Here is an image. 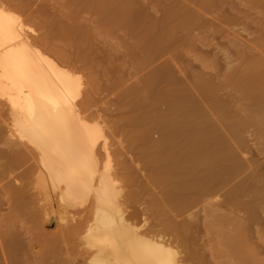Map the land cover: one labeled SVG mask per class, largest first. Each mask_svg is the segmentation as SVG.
I'll return each mask as SVG.
<instances>
[{
    "label": "rangeland",
    "instance_id": "1",
    "mask_svg": "<svg viewBox=\"0 0 264 264\" xmlns=\"http://www.w3.org/2000/svg\"><path fill=\"white\" fill-rule=\"evenodd\" d=\"M0 1L26 8L37 32L76 27L65 46L88 100L81 114L116 151L118 199L144 212L138 229L187 225L173 245L184 264H264V66L250 47L264 37V0ZM122 4L128 14L100 31L101 9ZM10 203L2 193L0 264H16L6 231H34ZM58 214L44 231L58 234Z\"/></svg>",
    "mask_w": 264,
    "mask_h": 264
},
{
    "label": "bare ground",
    "instance_id": "2",
    "mask_svg": "<svg viewBox=\"0 0 264 264\" xmlns=\"http://www.w3.org/2000/svg\"><path fill=\"white\" fill-rule=\"evenodd\" d=\"M2 2L0 195L11 196L10 205L27 213L34 230L29 236L5 232L16 264H184L173 245L182 241L187 225L153 223L140 230L136 221L144 212L130 198L118 199L116 151L99 121L81 114L80 105L88 100L78 98L81 77L68 68L76 59L65 42L76 27L51 23L52 29L37 32L22 18L26 8L14 10ZM101 10L99 30L108 31L129 6L119 5L112 13ZM250 47L258 50L264 66V37ZM258 101L264 119V82ZM54 212L62 221L58 234L43 230ZM73 212L79 219L70 223ZM155 233L156 238L150 237ZM216 250L226 249L218 245Z\"/></svg>",
    "mask_w": 264,
    "mask_h": 264
}]
</instances>
